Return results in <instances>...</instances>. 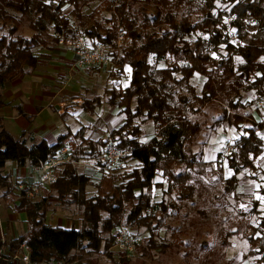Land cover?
I'll return each mask as SVG.
<instances>
[{"label": "trees", "instance_id": "trees-1", "mask_svg": "<svg viewBox=\"0 0 264 264\" xmlns=\"http://www.w3.org/2000/svg\"><path fill=\"white\" fill-rule=\"evenodd\" d=\"M95 2H99L95 10L87 13ZM69 5L77 25L64 14ZM194 7L197 11L193 13L184 10ZM102 12L110 13V18L97 20L96 14ZM62 29L73 39L83 37L92 45L105 43L120 49L118 65L131 67V82L125 89H108L105 95L108 105L121 109L125 122L105 142L87 139L82 127L74 137L62 135L52 146L42 139L29 145L26 139L15 138L0 117V192L9 208L23 214L30 224L26 234L7 245L0 228V250L6 251L0 263L13 264L10 255L26 244L32 262L99 264L94 256L113 257V232L124 223L138 233L142 229L149 233L146 244L137 246L136 252L165 255L175 242L160 238L158 230L200 195V185L191 182L194 178L189 171L204 173L210 166L202 150H195L207 126L198 117L208 104L220 101L225 107L222 123L240 128L248 122L243 111L264 98V0H0V32L6 31L0 35V109L10 106L3 96L6 84L26 68H36L41 52H53L58 46L54 35ZM120 31L131 36L132 47L118 48ZM233 33L237 43L231 40ZM193 36H197L195 41L190 40ZM116 57L115 53L114 60ZM237 58L242 62L237 64ZM160 63L166 66L158 68ZM197 76L204 80L200 93L192 84ZM244 92H251L253 99L243 102ZM102 104L101 97L85 99L80 109L95 115ZM18 113L26 117L21 108ZM146 124L154 125L155 134L145 143ZM242 130L233 141L235 151L225 157L235 174L221 178L227 194L236 192L244 171L264 175L260 163L264 121H253ZM112 141L128 152L121 171L93 181L77 170L75 162L82 159L102 165L103 150ZM65 147H71L74 162L56 169L58 179L43 199L42 191L35 199L16 193L1 174L7 162L41 168V163L59 156ZM222 157L220 153L219 160ZM89 187L96 194L90 195ZM158 190H162L159 201L154 195ZM49 199L81 209L80 226L64 229L47 222ZM253 205L259 216L260 201ZM251 229L246 235L252 248L249 254L259 256L256 264H264V215ZM235 235L230 233L226 240ZM119 254L122 262L131 259Z\"/></svg>", "mask_w": 264, "mask_h": 264}, {"label": "rangeland", "instance_id": "rangeland-1", "mask_svg": "<svg viewBox=\"0 0 264 264\" xmlns=\"http://www.w3.org/2000/svg\"><path fill=\"white\" fill-rule=\"evenodd\" d=\"M140 2L142 5L145 4L143 1ZM98 4L99 2L93 3L89 8L86 9L87 13L93 12ZM138 6L139 4L137 5V7ZM218 6L221 8H225L226 4L218 3ZM72 9V6H67L64 14L71 18L74 25H77L78 20L76 19V17H71ZM184 10L193 13V11H197V7H194L192 9L187 8ZM96 15V19L99 21H104L105 19L110 18V13L107 14V12H102L101 14ZM5 32L6 31L0 32V35ZM25 33L29 35L31 34L30 31H25ZM198 36L203 40L207 39L201 34H199ZM196 38L197 36H193L190 37V40L195 41ZM108 53L109 63L106 64L107 71L102 75L106 76L107 74H109L108 78H119V81H122L124 79L123 83L127 87L131 82L132 71L128 72L126 69H131V67L128 64H124L123 67H120L118 65L119 58L121 57L120 49L115 50L113 47H110ZM115 53L117 54V57L114 60L113 56H115ZM236 62L237 64H239L242 62V59L237 58ZM75 64L76 61L73 62V67H75ZM165 66V63H160L158 65V68H162ZM192 82V84L200 93L204 83L203 78L201 76H197L193 79ZM251 99H253V94L251 92L243 93V102L250 101ZM257 104L258 103L256 102L254 103L252 109L243 111V113L248 115V122L242 123L240 128L222 123L221 119L224 115L225 109L222 102L213 101L212 103L208 104L206 109L198 117V120L203 119L207 126L205 130H203L201 137L198 139L195 150H202L204 155V151L206 149L205 145L209 139L220 142H223L225 140L223 147L226 143H233V141L235 140L234 134H241L244 127H250L251 123L255 121V115H260ZM227 112H229V110ZM99 113H102V107L96 110L95 115L88 114L86 116V119L88 120V122L94 124V121H96V117L99 116ZM143 128L145 137L142 140L147 141L151 139L155 134V127L153 124H146L143 126ZM112 142L116 143V141ZM223 147L221 148L220 153H222ZM218 159L216 161H212L210 163V166L207 167L208 170H205L204 173H199V171H189L194 178L191 180V182L196 184L198 187L200 185V189L198 188V192L200 195L196 194L194 200L189 201L187 206H185V208L179 213L178 216L167 218L164 222V226L158 230L160 238L175 242L174 249L171 252L165 255H159L153 251L147 252L139 250L133 257H131V259L122 262L120 254L117 251L113 250V252H115L112 258L102 253L99 255H95L94 259H96L99 264H256L259 256L249 254L250 251H252V248L248 240L246 239V235L250 234L252 230L251 226H257L261 222V217L264 215V212H262L260 209L264 208V205L260 203L259 211L261 213L259 216L256 215L252 210L254 206L253 202L256 200L255 195L251 193L245 194L241 191V188L243 186V188L246 190L248 187H250L251 185L247 182H254L264 185V180L260 179V177L264 175L262 172L255 173V175H250V173L252 172L244 171L239 175V187L236 192L227 194L225 192L224 184L221 178L224 177L229 168L227 167L225 157H222V159L220 160ZM262 160L260 159V161ZM225 163L226 167L224 166ZM62 164L64 163H60L57 165V167H55V173L57 171L56 169ZM131 164L133 165L134 163ZM85 166V164L76 165L79 172L83 171V168ZM39 169L42 173V168ZM120 169L114 172H119L121 171ZM158 180H160V177L158 178ZM16 186H18L17 183L14 184L16 193H23L20 192V190H17ZM45 186L50 187L51 185ZM262 188H260L259 190L254 189V192L258 195H264L261 194ZM88 191L90 195L96 194L95 188L89 187ZM154 195L155 200L159 201L162 196V190H158L154 193ZM51 203L52 204L47 206L46 208L47 222L48 218L52 215V221L55 216H60L61 218L64 217L68 220H71L73 225L76 224V221L77 226H80L82 220L81 209L76 207V205L65 206L55 200H53ZM241 204L248 205L249 210L244 211L240 207ZM0 205L2 209H10L5 201H2ZM201 212H205L207 216H201ZM52 221L49 220V222ZM28 225L30 227L29 223ZM233 232H235L236 235L226 240L228 235ZM139 235L141 236L143 241L140 246L145 245L149 237V233L142 229L139 231ZM3 239L7 244L9 243L6 236H4Z\"/></svg>", "mask_w": 264, "mask_h": 264}, {"label": "crops", "instance_id": "crops-1", "mask_svg": "<svg viewBox=\"0 0 264 264\" xmlns=\"http://www.w3.org/2000/svg\"><path fill=\"white\" fill-rule=\"evenodd\" d=\"M75 60L76 55L72 50L57 46L53 52H41L36 68H26L23 73L6 84L3 96L6 104L10 106L0 109V117L3 119L4 128L11 135L18 139H26L29 145L42 139L53 146L58 143L60 136L69 134L74 137L82 127H85L87 139L105 142L113 130L124 124L125 117L121 109L108 105L105 92L113 87L125 89L129 85L125 86L124 79L119 81V78H108L109 74L102 75L106 73L107 65L101 68H76L73 67ZM95 97H101L103 104L102 113H99L93 124L88 122L86 119L88 114L80 107L85 99ZM18 108L22 109L26 117L18 113ZM261 119L259 114L255 115L256 122H261ZM260 135L264 137V130L260 132ZM236 136L239 135L235 133L234 137ZM143 141L148 142V140ZM212 141L209 139L206 142L204 157L216 148L221 150V143L225 142L224 140L219 144ZM67 149L72 157L71 147ZM218 152L214 153L215 160L212 161L219 158L220 151ZM263 161H260L262 166ZM95 163L94 160L82 159L75 162V165L85 164L80 173L87 175L93 181H98L104 174L97 171ZM1 174L13 185L16 183L33 185L39 182L42 173L39 168L30 164L21 167L16 162H7ZM49 189V186L42 188L40 196L42 199L45 198ZM0 197L1 204L4 201L2 193ZM53 200L55 199H49L48 205H51ZM51 217L52 215L48 218V222L52 221ZM50 223L64 229H70L73 226L78 228L76 221L73 225L71 220L60 216H55ZM0 228L3 237L6 236L9 242L26 234L30 229L23 214L14 212L11 208L2 209L1 205Z\"/></svg>", "mask_w": 264, "mask_h": 264}, {"label": "built area", "instance_id": "built-area-1", "mask_svg": "<svg viewBox=\"0 0 264 264\" xmlns=\"http://www.w3.org/2000/svg\"><path fill=\"white\" fill-rule=\"evenodd\" d=\"M54 38L58 40V46L70 48L76 55V68H92L101 67L109 63V45L105 43H96L92 45L87 42L85 38L80 37L78 39H73L66 34V29L55 33ZM231 40L238 42L237 36L233 33L231 35ZM118 47L130 48L133 45V40L130 35L126 34L124 31H120L117 36ZM257 108L261 113L262 120L264 121V98L261 99ZM235 151L234 144L232 142L226 143L222 150V155L228 157ZM128 154V152L121 150L116 143L110 142L103 150V164L95 165L97 171L102 172L107 175L123 167V159ZM72 157L69 154L67 148H63L57 157H49L46 162L41 163L42 175L37 184L24 185L18 184L16 186L17 190L25 193L28 198H37L45 185L54 184L58 176L55 173V167L60 163L72 162ZM114 244L112 250L122 253L131 258L136 254L137 246L142 243V238L139 233L127 226L126 224L117 227L114 232ZM4 238V237H3ZM3 243L6 241L3 239ZM5 253V250H0L1 255ZM14 264H79L78 262L66 263V262H50V263H36L32 262L29 253V248L26 244H23L20 249L14 254L10 255V260Z\"/></svg>", "mask_w": 264, "mask_h": 264}, {"label": "snow or ice", "instance_id": "snow-or-ice-1", "mask_svg": "<svg viewBox=\"0 0 264 264\" xmlns=\"http://www.w3.org/2000/svg\"><path fill=\"white\" fill-rule=\"evenodd\" d=\"M225 22H227V21H225ZM205 38H207V37H205ZM213 55H215V54H213ZM126 70H127L128 72H131V69H126ZM218 130H219V129H218ZM261 138L264 139V137H261ZM234 139H239V136L234 137ZM213 142H214V143H221L220 141H213ZM222 147H223V144L221 143V148H222ZM218 151H220V148H216L213 152L209 153V155L205 156L204 159H205V160H209V161L215 160V154H214V153H215V152H218ZM261 159H264V157H261ZM224 166L226 167V163H225ZM209 170H211V169H209ZM233 175H235V174L232 172L231 169H229V170L227 171V173L224 175L223 178H224V179H230ZM250 175H255V173H250ZM260 179H261V180H264V176H261ZM247 183H249L251 186L248 187L246 190H245V189L243 188V186H242L241 191L244 192L245 194H249V193L254 194L256 200L260 201V203H261L262 205H264V195H258V194H256V193L254 192V189H255V190H259L260 188L264 187V185H262V184H258V183H254V182H247ZM240 207H241L244 211H248V210H249V206H248V205L241 204ZM260 210H261L262 212H264V208H261ZM234 231H235V230H234ZM256 235H257V236H260L259 233H257Z\"/></svg>", "mask_w": 264, "mask_h": 264}, {"label": "bare ground", "instance_id": "bare-ground-1", "mask_svg": "<svg viewBox=\"0 0 264 264\" xmlns=\"http://www.w3.org/2000/svg\"><path fill=\"white\" fill-rule=\"evenodd\" d=\"M262 117V116H261ZM262 120V119H261Z\"/></svg>", "mask_w": 264, "mask_h": 264}]
</instances>
